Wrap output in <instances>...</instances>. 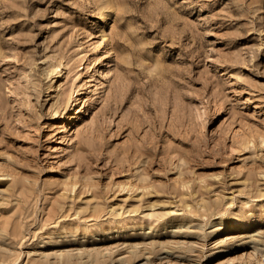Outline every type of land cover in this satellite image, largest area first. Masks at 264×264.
I'll use <instances>...</instances> for the list:
<instances>
[{
    "label": "rangeland",
    "instance_id": "1",
    "mask_svg": "<svg viewBox=\"0 0 264 264\" xmlns=\"http://www.w3.org/2000/svg\"><path fill=\"white\" fill-rule=\"evenodd\" d=\"M0 264H264V0H0Z\"/></svg>",
    "mask_w": 264,
    "mask_h": 264
},
{
    "label": "bare ground",
    "instance_id": "2",
    "mask_svg": "<svg viewBox=\"0 0 264 264\" xmlns=\"http://www.w3.org/2000/svg\"><path fill=\"white\" fill-rule=\"evenodd\" d=\"M59 74H60V71L58 72V75L57 76H59ZM74 118H75V112L73 111L69 115V120H70L69 122H71Z\"/></svg>",
    "mask_w": 264,
    "mask_h": 264
}]
</instances>
